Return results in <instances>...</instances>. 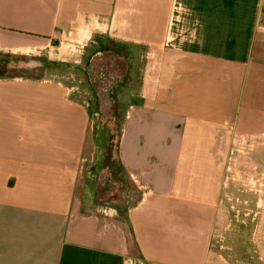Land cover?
<instances>
[{
  "label": "crops",
  "instance_id": "crops-1",
  "mask_svg": "<svg viewBox=\"0 0 264 264\" xmlns=\"http://www.w3.org/2000/svg\"><path fill=\"white\" fill-rule=\"evenodd\" d=\"M86 51L128 63L138 199L98 201L107 135L64 74L0 78V264H232L244 220L264 264V0H0L11 63Z\"/></svg>",
  "mask_w": 264,
  "mask_h": 264
},
{
  "label": "rangeland",
  "instance_id": "rangeland-1",
  "mask_svg": "<svg viewBox=\"0 0 264 264\" xmlns=\"http://www.w3.org/2000/svg\"><path fill=\"white\" fill-rule=\"evenodd\" d=\"M98 53L100 52L98 51L92 54L91 51H86L84 55H70L62 66H52L45 62L25 59L16 62L17 64L13 63L17 68L11 69L12 73L10 71L9 74L23 77H41L47 71H56L60 75L64 74L66 82L70 87H76L80 90L82 98L92 100L90 101L91 109L93 110V114H96L95 120H97L98 131H104L107 135L106 139L109 140L106 149L110 159L103 161V165L98 168L99 173L97 172L98 174H95V182L99 186L98 201L101 204H113L121 213H124L128 205L137 201L139 195L135 186L128 182L118 158L122 105L117 97H119L121 93V86L124 82H121L119 86L113 90L111 94L112 99H108V95H104L102 92L96 93V89L89 76V71ZM76 60L80 62L78 63ZM0 62L10 63L11 61L7 56H2L0 54ZM136 75L137 72L134 74L135 78L137 77ZM108 107H112L110 116L107 115L106 111ZM235 228L237 235L235 236L234 243H236L237 247H235L236 254L234 253L233 256L237 255L240 260L228 261L232 264H261L259 260H255L256 255L249 243L250 223L244 220L243 222L236 223ZM249 249L251 250V254L249 253ZM250 256H252L254 260L250 258Z\"/></svg>",
  "mask_w": 264,
  "mask_h": 264
},
{
  "label": "trees",
  "instance_id": "trees-1",
  "mask_svg": "<svg viewBox=\"0 0 264 264\" xmlns=\"http://www.w3.org/2000/svg\"><path fill=\"white\" fill-rule=\"evenodd\" d=\"M99 52L100 53L96 54L93 63L91 64L89 76L94 88L96 89V93L98 94L99 92H102L104 95H108V99H112L111 94L113 90L123 81L127 72L128 63L126 59L121 58L117 54L110 51ZM11 69H16L13 63L0 62V78L16 77L17 75L9 74ZM111 109L112 107H108V109H106L108 116L112 113ZM107 141L109 142L108 139ZM107 143L105 149L107 148ZM109 159L110 157L108 156L106 149L105 160L107 161Z\"/></svg>",
  "mask_w": 264,
  "mask_h": 264
}]
</instances>
